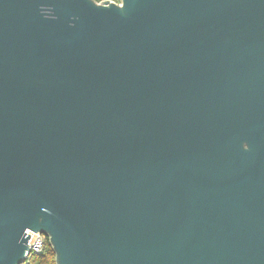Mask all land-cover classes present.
<instances>
[{"label":"water","instance_id":"water-1","mask_svg":"<svg viewBox=\"0 0 264 264\" xmlns=\"http://www.w3.org/2000/svg\"><path fill=\"white\" fill-rule=\"evenodd\" d=\"M27 230L54 264H264V0H0V264Z\"/></svg>","mask_w":264,"mask_h":264},{"label":"trees","instance_id":"trees-1","mask_svg":"<svg viewBox=\"0 0 264 264\" xmlns=\"http://www.w3.org/2000/svg\"><path fill=\"white\" fill-rule=\"evenodd\" d=\"M24 264H54V253L48 245L46 238L42 252L39 254H30Z\"/></svg>","mask_w":264,"mask_h":264},{"label":"built area","instance_id":"built-area-1","mask_svg":"<svg viewBox=\"0 0 264 264\" xmlns=\"http://www.w3.org/2000/svg\"><path fill=\"white\" fill-rule=\"evenodd\" d=\"M97 1H101V0H97ZM26 233L30 235L27 241V245L29 248V255L41 253L45 245L46 237L41 233H36L29 230H27Z\"/></svg>","mask_w":264,"mask_h":264},{"label":"clouds","instance_id":"clouds-1","mask_svg":"<svg viewBox=\"0 0 264 264\" xmlns=\"http://www.w3.org/2000/svg\"><path fill=\"white\" fill-rule=\"evenodd\" d=\"M124 3H125V0H124ZM42 11H44L45 12V14H47V11H48V8H43L42 9ZM245 145H248L247 143H244V145H243V147L245 148V149H247L248 148V146L247 147H245ZM25 255L27 256V253H25ZM25 261V260H24ZM23 261V262H24ZM23 262H22V264H23Z\"/></svg>","mask_w":264,"mask_h":264}]
</instances>
